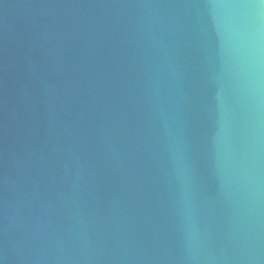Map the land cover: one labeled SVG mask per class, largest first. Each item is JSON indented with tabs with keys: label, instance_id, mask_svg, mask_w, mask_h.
Here are the masks:
<instances>
[{
	"label": "water",
	"instance_id": "1",
	"mask_svg": "<svg viewBox=\"0 0 264 264\" xmlns=\"http://www.w3.org/2000/svg\"><path fill=\"white\" fill-rule=\"evenodd\" d=\"M0 264H264V0H0Z\"/></svg>",
	"mask_w": 264,
	"mask_h": 264
}]
</instances>
